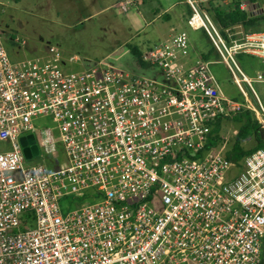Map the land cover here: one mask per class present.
<instances>
[{
	"label": "built area",
	"instance_id": "2783aa9c",
	"mask_svg": "<svg viewBox=\"0 0 264 264\" xmlns=\"http://www.w3.org/2000/svg\"><path fill=\"white\" fill-rule=\"evenodd\" d=\"M190 4L188 26L247 98L235 56L248 45ZM180 30L143 53L157 69L148 77L54 45L14 60L0 28V264H264V147L229 157L248 138L245 118L229 152L216 126L243 105L224 95L214 61L186 66L194 45ZM258 101L248 106L257 144ZM46 118L54 127L38 131ZM30 136L39 153L29 159Z\"/></svg>",
	"mask_w": 264,
	"mask_h": 264
},
{
	"label": "rangeland",
	"instance_id": "374dc122",
	"mask_svg": "<svg viewBox=\"0 0 264 264\" xmlns=\"http://www.w3.org/2000/svg\"><path fill=\"white\" fill-rule=\"evenodd\" d=\"M127 1L129 0H0V28L5 33L6 45L14 60L39 55L48 45H54L60 47L66 56L78 57L83 64L103 61L130 74L152 77L154 68L139 65L133 53L134 47L144 53L175 32L170 31L171 25L165 20L157 19L155 14H147L142 7L137 9L132 5L125 10L122 6ZM170 1L175 0H164L163 3ZM209 2L211 1L197 4L204 10ZM214 2L229 6L231 0ZM163 3L160 0L154 2L159 8L165 6ZM245 10H249L251 15L263 17L264 0L260 5L246 6ZM189 13L191 15V12ZM176 30L181 31L178 28ZM182 30L188 33L193 42V51L198 48L199 58L208 55L209 60L214 61L212 72L221 84L224 95L243 105L241 121L238 120L240 115H237L222 121L221 128L220 123L216 126V129L220 128L216 133L220 134V140L229 152L238 140V131L244 125L243 118L247 123L248 117L254 115L252 109L256 107L259 111L258 99L264 106V81L259 82L264 80V35L253 36V33L264 32V21L248 28L236 26L229 29L233 40L246 43L248 46L243 50L250 52L235 56L242 71L252 81V87L242 83L247 98L233 83L227 67L220 61L204 31H195L188 24L183 26ZM15 35L26 39L25 47L13 44ZM258 71L263 72L261 80L258 78ZM248 106L252 109H248ZM35 124L38 131H43L53 126V120L46 118L36 121ZM249 131L245 132L243 129L248 136L242 139V148L245 151L252 150L257 145L252 127Z\"/></svg>",
	"mask_w": 264,
	"mask_h": 264
},
{
	"label": "trees",
	"instance_id": "16d2710c",
	"mask_svg": "<svg viewBox=\"0 0 264 264\" xmlns=\"http://www.w3.org/2000/svg\"><path fill=\"white\" fill-rule=\"evenodd\" d=\"M214 1L217 0H212L211 2H209L205 9L212 15L215 22L224 31L232 29L236 26H243L246 28L256 26L260 21H264V16L259 17L254 14L251 15L249 10L241 8V5L245 0H231L229 6H224L221 2ZM247 1H249L250 6H253L256 5L259 0ZM133 53L136 55L139 65H141L142 67H147L146 63H144L142 59L143 53H141L137 47H134ZM204 58L208 60L209 56L205 55ZM239 115L240 117L238 118V120L241 121V118L243 116L242 114ZM247 115L249 116V114ZM253 126L254 125L252 123L251 117H248V122L244 125L245 132H250L249 130ZM219 129H216V131H218ZM262 147H264V142H259L254 148H252V150L243 151L242 148L238 144H236L234 151L229 154V157L236 161H242L246 156L252 154L254 151Z\"/></svg>",
	"mask_w": 264,
	"mask_h": 264
},
{
	"label": "crops",
	"instance_id": "0c3cea01",
	"mask_svg": "<svg viewBox=\"0 0 264 264\" xmlns=\"http://www.w3.org/2000/svg\"><path fill=\"white\" fill-rule=\"evenodd\" d=\"M122 1V0H121ZM137 9L143 8L147 14H155L157 19H163L168 24L171 25L170 31L173 32V29H182L183 26L187 24V20L190 17L191 12V4L190 2H196L198 4H202V2L212 1V0H175L170 1L169 3H163L164 0H160L161 3L165 4L162 8H159L157 4H154L155 0H133ZM262 0L258 1V5H260ZM247 5V0L244 1ZM140 12V11H139ZM144 12V13H145ZM173 35H170L164 41L170 39ZM162 41V42H164ZM197 47V44H195ZM198 50V48H197ZM197 50H194L192 56L187 60L186 66H193L199 61V55ZM205 56V55H202ZM256 146V145H255ZM254 146V147H255Z\"/></svg>",
	"mask_w": 264,
	"mask_h": 264
},
{
	"label": "water",
	"instance_id": "95a60500",
	"mask_svg": "<svg viewBox=\"0 0 264 264\" xmlns=\"http://www.w3.org/2000/svg\"><path fill=\"white\" fill-rule=\"evenodd\" d=\"M247 6H250V3H249V1L247 2ZM22 142H23V145L26 147L29 143L30 144H32L33 145V147L32 148H28V147H26V149H25V152H26V155H27V157L30 159L33 155L34 156H37L38 155V148H37V146L35 145V138H34V136H30L29 138H24L23 140H22Z\"/></svg>",
	"mask_w": 264,
	"mask_h": 264
}]
</instances>
